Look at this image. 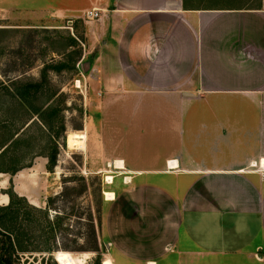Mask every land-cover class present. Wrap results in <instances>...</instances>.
I'll return each mask as SVG.
<instances>
[{
    "label": "crops",
    "instance_id": "crops-1",
    "mask_svg": "<svg viewBox=\"0 0 264 264\" xmlns=\"http://www.w3.org/2000/svg\"><path fill=\"white\" fill-rule=\"evenodd\" d=\"M95 21L92 133L118 173L105 264H264V9L106 0ZM33 174L10 177L27 199Z\"/></svg>",
    "mask_w": 264,
    "mask_h": 264
},
{
    "label": "rangeland",
    "instance_id": "rangeland-1",
    "mask_svg": "<svg viewBox=\"0 0 264 264\" xmlns=\"http://www.w3.org/2000/svg\"><path fill=\"white\" fill-rule=\"evenodd\" d=\"M105 2L106 0H0V28H5L4 32H0V82L7 86L11 85L10 89L14 87L10 81L17 79L18 84L40 81L42 71L47 64L67 60L69 51L82 52L81 60L77 64L78 71L57 72L53 69L47 71L48 79L51 81L49 87L58 91V96L52 100L60 104L61 115L67 127L66 132L61 131L57 136L60 151L53 171H48L47 165L45 168L42 164L44 156H33L28 154V151L26 153L21 151L19 147L8 150V157L5 159L4 167L7 169H16V163L19 162L22 163L19 164L22 167L31 160L32 165H36V172L35 169L31 171L29 167L21 169L29 171L30 174L34 173L30 176V180L27 178L25 182V193L29 195L28 203L45 209L48 199L53 198L54 202L50 210L52 217L57 213L65 217L62 229L57 232L54 241L58 250L52 253H25L19 264H95L97 253L75 249L81 244L85 246L92 244L86 221L91 211L94 216L96 215L97 207L101 208L102 219L99 231L102 243L101 264H105L104 260L109 258L110 240L106 226L110 202L106 199L104 191L112 190L107 184L108 175L114 177V175L118 176V173L117 169L108 165L107 142L106 144L99 142L98 136L92 133L95 131L93 118H100L99 105L104 102L105 95L94 90L93 79L87 66L92 61V37L95 36L94 27L97 19L93 21L84 19L85 10L96 9L101 12ZM196 5L264 9V0H197ZM70 36L77 39V44L67 50L66 44ZM86 78L88 87L76 83L77 79L85 81ZM2 85H0V103L4 105H0V121L8 119L10 130L15 131L29 120L31 114L27 111L21 113L9 89ZM49 93L50 91L46 89L33 101L39 100L37 103H44ZM40 128L41 125L35 118V121L29 122V127L25 131L20 132V137L25 138L29 134L36 136L40 139L37 152L42 153L45 151L47 137ZM84 129L87 131L85 132L86 147L70 149L67 142L68 134L80 133ZM55 130L60 131L58 127ZM0 133L2 134V131ZM4 137L0 135V141ZM23 153L24 155L21 156ZM120 164L124 166L123 162ZM0 173V181H2L18 174V171ZM114 182L112 186H119L118 184L123 182V176L115 178ZM11 189H14L12 179L4 188L0 187V197L1 193ZM31 201L36 204H32ZM0 206H3L1 202ZM66 245L69 249L60 251L65 250Z\"/></svg>",
    "mask_w": 264,
    "mask_h": 264
},
{
    "label": "trees",
    "instance_id": "trees-1",
    "mask_svg": "<svg viewBox=\"0 0 264 264\" xmlns=\"http://www.w3.org/2000/svg\"><path fill=\"white\" fill-rule=\"evenodd\" d=\"M197 0H184V6L192 9H242L231 7H200L196 5ZM245 9H263V8H245ZM5 28H0V32H4ZM67 50L70 47H74L77 44V39L70 36L67 40ZM65 46V48H66ZM68 59L61 60L57 63L47 64L42 71V78L40 81H27L18 84L17 79L10 81L14 85L12 89L10 86L0 82L3 87L9 89L12 99L18 103V110L27 111L31 114L28 121H25L19 129L11 131L8 123V119L0 121V131L5 136L0 141V172H16L26 167L32 166L30 160L28 164L20 167L22 163H16V169H7L6 158L8 157V150L13 147H19L21 151L33 154V156H44L48 159L47 169L53 171L57 165L58 155L60 151V143L57 139L60 132H66L67 127L64 122V117L61 115L62 108L57 101L52 100L58 96V91L51 89L49 86L51 81L48 79L47 71L53 69L57 72L63 71H78V62L81 60V51H69L67 55ZM16 86V87H15ZM50 91L47 100L44 103H37L33 100L40 97V94L44 90ZM1 106L4 104L0 103ZM29 114V115H30ZM35 118L41 125L40 130L45 133L47 137L45 151L42 153L37 152L38 139L33 135H26L25 138L20 137V132L25 131L29 127L30 121H35ZM28 126V127H27ZM58 127L60 131H56ZM51 133H47V132ZM4 134V135H3ZM8 137H7V135ZM27 134V133H26ZM23 148V149H22ZM48 149V151H47ZM39 153V154H38ZM24 153L21 155L23 156ZM11 157V156H10ZM4 160V162H3ZM20 164V165H19ZM9 195V203L7 205L0 206V264H19L22 259V255L25 253L34 252H48L52 253L58 250V246L54 243L57 232L62 229L65 217L61 213H57L55 217H52L50 210L52 209L54 199L49 198L47 207L45 209L38 208L28 203L26 197L19 195L14 189L6 192ZM101 208H96V215L90 213V217L87 218V227L90 231L89 238L91 245H82L75 249L82 252H95L97 257L95 264H101V235L100 229L102 225ZM66 251L69 246L64 247ZM59 252V251H57ZM56 252V253H57Z\"/></svg>",
    "mask_w": 264,
    "mask_h": 264
},
{
    "label": "bare ground",
    "instance_id": "bare-ground-1",
    "mask_svg": "<svg viewBox=\"0 0 264 264\" xmlns=\"http://www.w3.org/2000/svg\"><path fill=\"white\" fill-rule=\"evenodd\" d=\"M67 142H68V146L70 149H84L85 148V136L82 133H69ZM113 179L114 178L111 174L108 175L107 177L108 183H112ZM56 256H57V253H56ZM106 264H112V263H106Z\"/></svg>",
    "mask_w": 264,
    "mask_h": 264
},
{
    "label": "built area",
    "instance_id": "built-area-1",
    "mask_svg": "<svg viewBox=\"0 0 264 264\" xmlns=\"http://www.w3.org/2000/svg\"><path fill=\"white\" fill-rule=\"evenodd\" d=\"M100 17V11L96 10V9H88L85 10L84 12V19L86 20H95L98 19ZM79 68V65H78ZM81 75L84 76V74L81 72ZM76 82H80V79H77ZM167 166L170 169H175V167H177V163H175V160H169L167 162ZM108 182V181H107Z\"/></svg>",
    "mask_w": 264,
    "mask_h": 264
}]
</instances>
